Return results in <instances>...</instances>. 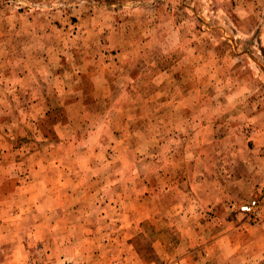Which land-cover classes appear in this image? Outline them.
<instances>
[{"label":"rangeland","instance_id":"obj_1","mask_svg":"<svg viewBox=\"0 0 264 264\" xmlns=\"http://www.w3.org/2000/svg\"><path fill=\"white\" fill-rule=\"evenodd\" d=\"M139 2L0 0V264H264V0Z\"/></svg>","mask_w":264,"mask_h":264},{"label":"crops","instance_id":"obj_2","mask_svg":"<svg viewBox=\"0 0 264 264\" xmlns=\"http://www.w3.org/2000/svg\"><path fill=\"white\" fill-rule=\"evenodd\" d=\"M133 1V6L141 5L140 0H128ZM145 2L149 0H143ZM132 3V2H131ZM131 6V7H133ZM143 6V5H142ZM147 7H145L146 9ZM248 133L245 136L248 138V143L253 141L251 145H248L245 148V153L240 154L238 151L233 152L229 158L228 155L220 158V164H215L208 168V174L205 176L203 182L207 187L204 188L206 191H209V201L213 202L215 205L220 206L226 200L231 199V197L238 196L234 195L238 191L247 193L248 195L256 194L264 196V163L260 157L262 145L264 144V137L259 135V131ZM217 167V171L214 169ZM233 191H236L235 193ZM246 195V197L248 196ZM264 211V208H263ZM264 216V212H263ZM226 234L227 230H223L220 234L215 235L214 240H210L209 247L207 248L210 255H213L218 251L220 255L222 252L218 250L214 245L215 239L220 238L222 234ZM203 235L200 236V238ZM220 242V241H219ZM205 252V251H204ZM197 264V263H189Z\"/></svg>","mask_w":264,"mask_h":264},{"label":"built area","instance_id":"obj_3","mask_svg":"<svg viewBox=\"0 0 264 264\" xmlns=\"http://www.w3.org/2000/svg\"><path fill=\"white\" fill-rule=\"evenodd\" d=\"M259 202L257 200H253L247 204H244L240 207V210L243 213L252 214L258 213Z\"/></svg>","mask_w":264,"mask_h":264}]
</instances>
